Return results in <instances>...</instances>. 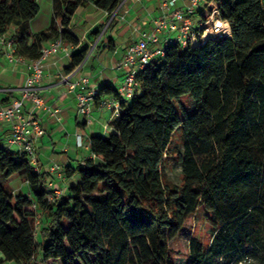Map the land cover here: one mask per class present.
Segmentation results:
<instances>
[{
  "label": "trees",
  "instance_id": "trees-1",
  "mask_svg": "<svg viewBox=\"0 0 264 264\" xmlns=\"http://www.w3.org/2000/svg\"><path fill=\"white\" fill-rule=\"evenodd\" d=\"M53 1L50 26L32 33L26 22L40 11L37 0H0V35L12 33L18 53L28 60L59 36L79 43L67 28L79 5L93 1L113 13L123 0ZM214 1L229 24L227 35L186 47L171 43L163 57L138 72L140 88L129 103L117 88L102 89L120 102L117 132L91 136L94 156L68 168L67 176L78 172L80 180L60 198L49 199V170H35L26 153L0 146L4 261L176 264L169 242L203 207L211 239L191 237L186 264H227L243 257L264 264V0ZM87 54V48L72 52L69 71ZM185 95L193 109L181 101ZM178 129L180 185L162 172ZM16 174L29 182L32 197L5 186L3 180Z\"/></svg>",
  "mask_w": 264,
  "mask_h": 264
},
{
  "label": "crops",
  "instance_id": "crops-1",
  "mask_svg": "<svg viewBox=\"0 0 264 264\" xmlns=\"http://www.w3.org/2000/svg\"><path fill=\"white\" fill-rule=\"evenodd\" d=\"M162 1L123 0L113 13L98 8L93 1L81 4L77 8L67 28L79 38V43L64 40V47L72 52L87 48L86 61L80 68L74 66L69 71L73 66L72 56L66 55L64 50H59L51 54L46 61L44 76L38 85L39 92L45 100V106L36 110L44 129L37 143L38 170L48 171L54 163L65 167V178L61 179L52 173L47 182L48 188L52 182L54 187H62L67 191L73 182H79V173L69 178L67 170L76 168L82 159L94 156L90 146L91 136L93 134L108 136L117 132L115 122L118 114L113 107L101 106L103 99L113 96L100 92L107 85L119 90L123 83L124 68H119L118 63L131 44L152 30L154 20L164 12L161 7ZM37 2L40 5L39 13L26 22L32 33L48 29L56 10L53 0ZM188 3L189 0H177L170 10L185 8ZM197 12V20H202L206 14L205 5H200ZM17 29L18 27L13 26L11 32H16ZM99 30L100 33L96 34ZM159 36L162 40L165 34L160 33ZM29 61L28 59L25 62L10 61L6 49L0 46V108L9 105L13 99L21 95L26 79L31 73L28 68ZM67 74L71 82L78 81L81 76H87L85 90H95L100 94L95 97L89 114L79 111L77 94L82 89L79 85L72 87L63 78ZM123 97L128 103L131 102V99ZM12 135L10 122L0 120V146L19 152L13 149L16 144L10 142ZM12 177L8 180L11 181V184H8L9 189L15 194L24 193L32 197L31 186L24 176L16 174ZM1 260L3 255L0 253ZM1 264L17 263L3 260Z\"/></svg>",
  "mask_w": 264,
  "mask_h": 264
},
{
  "label": "built area",
  "instance_id": "built-area-1",
  "mask_svg": "<svg viewBox=\"0 0 264 264\" xmlns=\"http://www.w3.org/2000/svg\"><path fill=\"white\" fill-rule=\"evenodd\" d=\"M176 1L163 0L161 2L164 12L154 20L152 30L131 44L118 63L119 68H124L123 83L119 87L121 95L131 98L135 94L140 88L138 72L156 58L163 57L166 48L171 43H179L186 47L197 45L208 36H221L229 33V24L221 18L219 8L214 0H204L206 14L199 21L197 20V11L201 5V0H189L185 8L170 10ZM160 33L165 34L162 40L159 36ZM0 46L6 49V55L10 61L25 62L27 60L18 53L16 39L12 33L0 35ZM59 50H64L68 56L72 55V51L64 47L62 36L47 42L42 48L41 55L29 61L28 68L31 73L26 79L21 95L13 99L9 105L0 108V120L9 121L13 129L10 142L18 145L19 152L26 153L30 157L31 165L35 170H38L37 143L44 133L41 118L36 110L45 106V100L39 92L38 85L44 76L46 61L51 54ZM86 58L77 65V68L84 64ZM63 78L72 87L80 86L82 90L77 94L78 109L81 113L89 114L98 92L85 90L88 77L81 76L76 82H71L68 74ZM101 106L113 107L118 113L120 102L114 97L105 98L101 101ZM81 162L85 164L86 158L82 159ZM64 170L65 167L59 163H54L49 168L51 173L56 174L61 179L65 178ZM49 185V189L52 191L49 196L50 200L58 199L64 194V188L54 187L52 182Z\"/></svg>",
  "mask_w": 264,
  "mask_h": 264
},
{
  "label": "rangeland",
  "instance_id": "rangeland-1",
  "mask_svg": "<svg viewBox=\"0 0 264 264\" xmlns=\"http://www.w3.org/2000/svg\"><path fill=\"white\" fill-rule=\"evenodd\" d=\"M204 4V0H201V5ZM183 104L189 109H193V102L189 95H185L181 98ZM182 132L181 129H178L175 132L173 141L170 145L168 156L165 158L162 164V172L164 179L166 181L180 185L182 183L183 174L182 166L178 159V151L182 150ZM14 150H19L18 145L13 146ZM13 177L9 178L11 180ZM4 181L6 187H9L8 184H11V181ZM14 184V183H12ZM209 212L203 207H200L198 212L195 215H192L185 223L183 229L180 233L169 242L170 252L174 258L176 264H186L188 259L189 252V242L191 237L196 236L203 240L204 242H209L211 239L212 226L207 220ZM39 220H43L42 217H39L36 221L35 233L36 237L39 240ZM66 227H69V222L65 221ZM41 251L38 253V259H41ZM227 264H253L252 258L243 257L240 259H234Z\"/></svg>",
  "mask_w": 264,
  "mask_h": 264
}]
</instances>
